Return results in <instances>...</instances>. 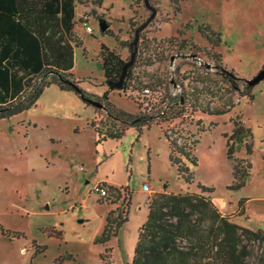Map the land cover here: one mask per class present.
<instances>
[{"label": "rangeland", "instance_id": "rangeland-1", "mask_svg": "<svg viewBox=\"0 0 264 264\" xmlns=\"http://www.w3.org/2000/svg\"><path fill=\"white\" fill-rule=\"evenodd\" d=\"M76 5L74 31L83 47L75 50L73 72L80 88L105 107L110 102L138 114L136 100L142 103L141 89L150 87L161 93L160 102L151 103L153 111L174 107L169 117L177 116L145 128L139 140L130 129L121 140L98 145L91 122L106 121V109L52 85L36 106L0 120V226L24 234L12 238L0 229V264H54L66 254L74 259L63 264H131L152 198L200 193L198 183L214 187L210 197L230 221L264 230V80L248 86L264 70V0H77ZM131 21L139 27L148 23L140 34L144 58L133 71L138 90H109L100 67L101 45L130 61V47L121 42L134 41ZM101 23L114 36L102 35ZM207 27L215 33L213 42L200 31ZM107 90L108 101L103 99ZM204 109L227 113L209 116ZM238 119L253 138L239 145L234 157L253 168L246 186L233 191L224 134L232 133ZM172 139L191 147L198 159L194 166L182 158L194 174L192 185L169 161ZM247 144H252L251 154ZM101 186L127 189L120 196L111 193L101 204ZM117 208L128 211L129 221L117 238L98 244L109 212ZM245 244L255 264L261 248L256 242ZM38 247L46 249L37 253Z\"/></svg>", "mask_w": 264, "mask_h": 264}, {"label": "trees", "instance_id": "trees-1", "mask_svg": "<svg viewBox=\"0 0 264 264\" xmlns=\"http://www.w3.org/2000/svg\"><path fill=\"white\" fill-rule=\"evenodd\" d=\"M76 2L0 0V120L10 119L36 106L45 89L52 85L61 91L75 92L86 104H90L93 95L80 88L73 72L75 50L83 47L82 40L74 31ZM175 11L180 12V7L177 6ZM130 26L136 33L139 26L132 21ZM200 31L213 42L215 33L210 28H201ZM109 34L114 36L110 30L102 33L104 36ZM143 42L139 39L136 46L134 41L131 44L121 42L123 47H130L131 54L137 51V55L134 65L128 69L123 87L114 90L124 93L138 90L133 83V71L144 58ZM99 58L105 84L108 86L109 82L118 81L127 60L122 59L116 49L105 44L101 45ZM44 77H50V80L38 85L35 80ZM108 89L111 90L109 86ZM146 89L150 91L149 94L145 92ZM141 95L142 103L136 100L140 108L138 114L127 113L107 103V120L91 122V127L98 135V145L108 140H121L130 129L136 130L139 140L145 128L150 130L154 125L177 116L169 117L174 107L166 111H153L154 105L160 102V91L143 87ZM108 96L107 90L103 99L108 101ZM152 101L156 103L151 106ZM181 102L184 104L183 99ZM149 106V111H145ZM202 113L221 116L227 112L204 109ZM233 125L232 133L224 134V138L227 139V158L233 163L234 183L229 189L239 191L246 186L253 166L251 162L237 160L234 155L239 145L253 138V133L239 119L233 120ZM166 136L170 139L168 134ZM199 142L197 140L196 144ZM246 147L247 153L251 154L252 144ZM170 148L171 165L176 167L185 183L192 185L194 174L182 159L185 158L194 166L198 165L197 157L191 154L192 148L178 144L175 139L170 141ZM197 188L200 193H159L152 198L147 220L139 231L131 264H253L249 260L245 241L258 243L261 254L255 264H264V230L254 231L230 221V218L222 215L210 197L215 192L214 187L198 183ZM125 189L127 187L108 186V197L111 193L120 196L121 190ZM102 199L106 198H100V203L104 204ZM245 200L239 202L241 215L244 214ZM127 213L123 214L120 208L109 212L104 230L97 238L98 244H107L119 236L121 228L129 221ZM0 229L4 236H24L23 233L5 230L1 226ZM181 241H185L187 246L180 245ZM33 244L37 246L36 241ZM45 249L38 247L37 253ZM73 259L70 254L62 255L54 264H63Z\"/></svg>", "mask_w": 264, "mask_h": 264}, {"label": "water", "instance_id": "water-1", "mask_svg": "<svg viewBox=\"0 0 264 264\" xmlns=\"http://www.w3.org/2000/svg\"><path fill=\"white\" fill-rule=\"evenodd\" d=\"M149 22V21H148ZM148 23L140 26L137 31H136V34H135V40H134V45L136 46L139 42V39H140V34L141 32L147 27ZM108 29V25L106 23H101L100 24V30L102 32H105L106 30ZM136 55H137V51H134L132 54H131V58H130V61L127 62L124 67H123V71H122V74L120 76V79L116 82H109L108 83V86L110 87L111 90H114V89H121L123 87V84L125 82V79H126V76H127V73H128V69L134 65L135 63V60H136ZM264 80V70H262L260 72L259 75H257L254 79L252 80H249L248 81V86L249 87H254L256 85H258L260 82H262ZM90 104L97 107V108H101V109H105V106L98 102V101H93L91 100L90 101Z\"/></svg>", "mask_w": 264, "mask_h": 264}, {"label": "built area", "instance_id": "built-area-1", "mask_svg": "<svg viewBox=\"0 0 264 264\" xmlns=\"http://www.w3.org/2000/svg\"><path fill=\"white\" fill-rule=\"evenodd\" d=\"M84 27L86 28L87 32L93 33L92 27L88 26L86 23L84 24ZM145 92L147 94L150 93V91L148 89H146ZM145 190L151 192L152 191V187L151 186H146ZM98 194H99L100 198H107L109 196L108 187H106V186L99 187L98 188Z\"/></svg>", "mask_w": 264, "mask_h": 264}, {"label": "crops", "instance_id": "crops-1", "mask_svg": "<svg viewBox=\"0 0 264 264\" xmlns=\"http://www.w3.org/2000/svg\"><path fill=\"white\" fill-rule=\"evenodd\" d=\"M77 8V7H76ZM75 19H76V9H75ZM237 224V223H236ZM238 225H240V223L238 224ZM242 226V225H241Z\"/></svg>", "mask_w": 264, "mask_h": 264}]
</instances>
